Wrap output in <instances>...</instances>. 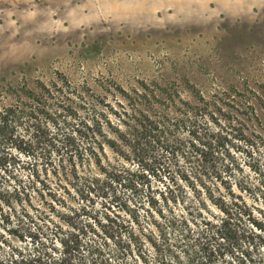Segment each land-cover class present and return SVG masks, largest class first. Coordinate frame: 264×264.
I'll return each instance as SVG.
<instances>
[{"label":"rangeland","instance_id":"374dc122","mask_svg":"<svg viewBox=\"0 0 264 264\" xmlns=\"http://www.w3.org/2000/svg\"><path fill=\"white\" fill-rule=\"evenodd\" d=\"M55 85L66 87L78 109L71 124L59 106L63 98L42 95L43 86ZM2 117L8 121L0 123V153L10 165L0 171V264H39L21 215L28 195L42 205L39 190L47 195V210L51 194L65 199L56 203L61 213L88 207L83 221L97 219V239L107 241L110 264H161L140 206L147 202L145 186L135 192L116 184L107 196L96 191L89 200L72 179H106L109 168L142 172L151 150L162 144L165 162L144 179L178 198L171 202L176 212L205 202L219 214L209 191L229 197L220 179L232 180L250 208L239 226L240 246L249 251L250 264H264V0H0ZM81 121L104 147L101 163L79 166L85 176L76 178L70 165L66 174L58 167L68 156L55 151V161L48 160L43 142L46 133L63 141ZM157 123V143L144 145L140 131ZM231 127L256 141L252 147L229 137L224 163L234 157L232 174L219 171L226 151L214 155L208 145ZM33 179H49V186L35 188ZM243 179L250 190L237 186ZM49 226L48 245L60 258L64 234ZM232 262L239 264L229 254L225 264Z\"/></svg>","mask_w":264,"mask_h":264},{"label":"trees","instance_id":"16d2710c","mask_svg":"<svg viewBox=\"0 0 264 264\" xmlns=\"http://www.w3.org/2000/svg\"><path fill=\"white\" fill-rule=\"evenodd\" d=\"M67 86L72 88L69 83ZM42 89V95L46 98H52V96H56L57 99L63 98L60 100L59 106L66 113L64 114L66 122L71 124V120H74L78 114V109L76 105H73V102L66 98V87L55 85L53 87L43 86ZM0 119L1 125L8 121L7 117ZM151 122L154 124L153 121ZM72 127L74 128L72 132L63 134V141L57 135L46 133V139L43 142L45 144L44 156L54 162L52 155L55 151L61 157L67 155L68 158L60 159L61 163L58 164V167L66 174L70 165L71 176L80 178L85 175L80 173L79 166L84 167L92 161L101 163L99 149H102L104 145L97 141L94 129L90 132L87 123L81 121L78 124L74 123ZM157 128H159V124L155 126L145 125V128L140 131L141 137H139L145 140L144 145L157 143L155 139ZM231 129L232 131L223 129L222 133L208 142L214 155L220 154L219 149L226 151L221 159L219 171L230 174L237 168L238 164L234 157L229 159L230 162L224 163L225 157L230 156L229 149H227L229 137L233 136L245 140L246 144L252 147L256 142L255 138L245 133L242 128L231 127ZM78 135L80 139H77ZM80 140H86L88 145L83 147L79 143ZM108 142L111 146L115 144L113 141ZM164 150H167V145L164 144L160 145V148L151 150V155L147 158V163L142 172L133 173L128 169L124 171L119 168H109V170H105L106 179L86 176L84 179H72L73 183H75L74 185H81L84 189L81 193L82 198L88 199L90 197L89 200H93L91 194L96 191L107 196L110 190L115 189L116 184H125V187L135 192H138L140 187L145 186L148 189L147 202L140 203V206L145 210V216L153 227L148 240L161 264H225V259L229 254L232 261L239 264H250L252 262L250 253L240 246L241 235L239 233L242 218L249 214L250 208L242 196L233 191L232 180L220 179L221 185H225L226 189L229 190V197L222 194L217 196L211 189L209 191L210 201L220 214L212 211L205 202H202L203 205H190L181 213L176 212L171 206V202L177 203L178 198L173 199L165 191L154 190L150 184V179H144L147 178L148 171L158 173L157 171L165 162ZM224 151H221V154ZM9 165L10 159L7 153L1 152L0 171L6 173ZM58 167H56L57 173L60 172ZM123 173L128 179H124ZM132 176L139 179H133ZM48 181L49 179H33L32 185L35 188L41 185L44 189L49 186ZM260 181V195L264 200V179ZM237 184L241 190L252 188L248 179H243V183ZM38 196L41 198L42 205L40 207L33 205L32 196L28 195L27 205L23 207L21 214L28 226L31 239L36 243L37 253L33 261L39 264H48L52 260H54L53 264H110L111 253L110 249H107V241L103 243L97 239L99 236L95 227L97 219L95 218V223L83 221L84 216H90V210L87 206L70 207V211L61 213L57 211L56 203L65 204V199L57 198L55 194H51L54 203L49 202L50 210H47L45 208V203H47L45 191L39 190ZM49 211H53L58 219L54 220ZM49 223L54 224L55 233L64 234L60 241V245L63 247L60 258H57L52 252V249L55 250L56 247L48 245Z\"/></svg>","mask_w":264,"mask_h":264}]
</instances>
